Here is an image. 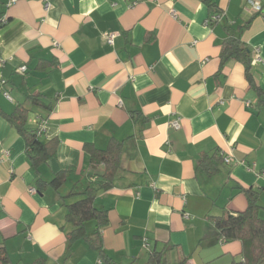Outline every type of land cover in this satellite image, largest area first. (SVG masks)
Listing matches in <instances>:
<instances>
[{
  "label": "crops",
  "instance_id": "0c3cea01",
  "mask_svg": "<svg viewBox=\"0 0 264 264\" xmlns=\"http://www.w3.org/2000/svg\"><path fill=\"white\" fill-rule=\"evenodd\" d=\"M248 1L211 0L214 12L203 0H52L49 10L42 0H0L11 95L0 93V157L10 152L0 162V264H147L154 250L171 264L243 258L241 241L219 240L212 218L244 210L243 189L258 190L264 207V102L243 60L221 59L225 40L240 37L264 92V9ZM214 13L221 19L206 24ZM18 106L31 130L47 120L40 138L56 143L38 169L8 117ZM114 140L121 167L94 200L109 217L102 254L70 241L66 205L105 180L86 145ZM216 153L224 159L210 174L201 160ZM63 170L60 189H39ZM96 227L89 221L88 234Z\"/></svg>",
  "mask_w": 264,
  "mask_h": 264
},
{
  "label": "trees",
  "instance_id": "16d2710c",
  "mask_svg": "<svg viewBox=\"0 0 264 264\" xmlns=\"http://www.w3.org/2000/svg\"><path fill=\"white\" fill-rule=\"evenodd\" d=\"M214 7L211 0H203ZM214 12L218 10L213 8ZM214 23V22H213ZM222 64L229 59H242L246 68V75L259 97L264 102V92L256 83L251 72V50L241 40L240 37L231 35L223 46L221 55ZM33 101L38 103V97L33 96ZM30 111L24 106H18L15 111L9 115V119L21 133L27 142L29 158L33 166L38 169L40 165L46 163L55 155V142H44L37 130L28 128ZM123 142L114 140L107 149H97L92 145H86L90 152V160L93 167L101 164L105 166L104 182L98 186L90 185L82 194L83 197L70 204H67V220L71 223L72 229L68 233L71 242L77 240L86 241L92 248L101 251L103 254V236L101 229L108 225L109 217L106 210L98 209L94 200L100 189L109 188L120 169V156ZM224 157L216 153L213 156H205L201 163L207 167L210 174L218 170V166L223 162ZM67 171L58 172L51 181L40 178L38 184L42 190L47 186H52L56 190L60 189L67 177ZM247 197V207L241 211L227 212L223 216L213 217L217 229V236L222 242L241 241L242 259L234 260L231 264H264V207L259 203V191L254 188L243 189ZM71 194H77L72 192ZM97 221V227L93 234H88L86 225L89 221ZM0 260L6 262L7 254L0 250ZM181 261L178 264H184ZM147 264H171L166 260L164 251L154 250L151 252Z\"/></svg>",
  "mask_w": 264,
  "mask_h": 264
},
{
  "label": "built area",
  "instance_id": "2783aa9c",
  "mask_svg": "<svg viewBox=\"0 0 264 264\" xmlns=\"http://www.w3.org/2000/svg\"><path fill=\"white\" fill-rule=\"evenodd\" d=\"M18 0H10L9 5H12L14 3H16ZM44 3V7L46 10H49L51 8L52 5V0H42ZM264 0H249L248 1V5L251 7V9L255 12V13H263V4ZM173 15H176V12L173 11ZM222 14L221 13H214L213 15H211L207 20H206V24H211L213 22H217L221 19ZM3 21H5V17L2 18ZM116 36V33H112L109 35L108 37V41L110 43H113L114 37ZM260 60V56L257 57V59L254 61H259ZM7 61V58L2 56V54L0 53V93H2L6 98L11 99V95L8 92V90H6L4 88V86L7 83V80L4 78L3 74H2V70L1 67L5 64V62ZM20 71L25 72L27 70V66L23 65L19 68ZM46 125H47V120H42L41 125L38 128V134L41 135L46 131ZM172 125L176 128H180L181 124H180V119H176L172 122ZM9 150H5L2 149L1 150V154L2 156L0 157V162L2 161L4 156H8L9 155ZM226 162H231V158L230 157H226L225 158ZM264 175V173H263ZM32 191H35V189H32Z\"/></svg>",
  "mask_w": 264,
  "mask_h": 264
}]
</instances>
